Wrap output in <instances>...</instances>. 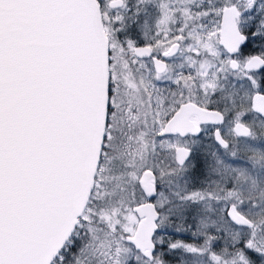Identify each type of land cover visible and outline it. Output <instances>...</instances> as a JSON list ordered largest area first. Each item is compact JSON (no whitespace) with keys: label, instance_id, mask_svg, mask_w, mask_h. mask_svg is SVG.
Returning <instances> with one entry per match:
<instances>
[{"label":"snow or ice","instance_id":"obj_1","mask_svg":"<svg viewBox=\"0 0 264 264\" xmlns=\"http://www.w3.org/2000/svg\"><path fill=\"white\" fill-rule=\"evenodd\" d=\"M0 264H264V0H0Z\"/></svg>","mask_w":264,"mask_h":264}]
</instances>
